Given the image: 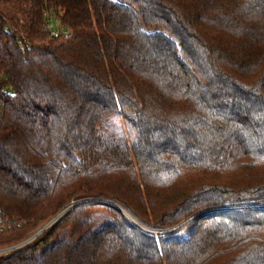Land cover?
Masks as SVG:
<instances>
[{"label":"trees","instance_id":"obj_1","mask_svg":"<svg viewBox=\"0 0 264 264\" xmlns=\"http://www.w3.org/2000/svg\"><path fill=\"white\" fill-rule=\"evenodd\" d=\"M64 212L0 264H264V0H0V249Z\"/></svg>","mask_w":264,"mask_h":264},{"label":"rangeland","instance_id":"obj_2","mask_svg":"<svg viewBox=\"0 0 264 264\" xmlns=\"http://www.w3.org/2000/svg\"><path fill=\"white\" fill-rule=\"evenodd\" d=\"M52 27L56 30H58V28H60V24L59 21L56 18H53L51 21ZM99 133L115 139L117 141L123 142L125 144H128L130 146L134 145L137 141H138V131H137V125H136V121H135V117L133 115H125V114H115L111 117H109L108 119H106L99 127ZM84 203V202H82ZM81 203V204H82ZM80 204V203H79ZM78 204V205H79ZM109 205L113 206L114 208H117L118 210H120L128 219L133 221L132 216L129 213H126V211H124L123 209H120L118 206H114L112 203H108ZM74 207V206H73ZM73 207H70L69 209H67L68 211L71 210ZM65 213V212H64ZM64 213L60 214L57 217L54 218H50L49 220H47L46 222H43L39 225V227L37 229H35V231L32 233L33 235L29 238L26 239V241L24 242H20L18 244H16L15 246H12V249L17 247L18 245H23V244H27L31 241H33L36 237H38L41 233H43L45 230L49 229L54 223L55 221L62 215H64ZM93 224L91 226L92 231H96L99 230L100 228H102L103 226H105L106 224L110 223L111 219L110 216L107 213L101 212L99 214H95L93 217ZM140 226V225H138ZM146 232L151 233V234H155V235H159V234H163L165 232H161V231H156L154 229H148V228H144L142 227ZM67 234L65 235L67 237V239H70V231L66 232ZM60 238H64V236H60ZM10 248L7 249H0V253L9 251Z\"/></svg>","mask_w":264,"mask_h":264},{"label":"built area","instance_id":"obj_3","mask_svg":"<svg viewBox=\"0 0 264 264\" xmlns=\"http://www.w3.org/2000/svg\"><path fill=\"white\" fill-rule=\"evenodd\" d=\"M52 34L56 37H59L60 35H67L69 34V31L66 29H62L61 31L52 29ZM14 226H18V222L14 221L13 223H9L6 221H3L2 218H0V232H4L6 230H11ZM162 234V233H161ZM164 234V233H163ZM24 245V244H23ZM23 245H18L17 247H21ZM15 247V248H17ZM12 248H10L11 250ZM14 249V248H13Z\"/></svg>","mask_w":264,"mask_h":264},{"label":"water","instance_id":"obj_4","mask_svg":"<svg viewBox=\"0 0 264 264\" xmlns=\"http://www.w3.org/2000/svg\"><path fill=\"white\" fill-rule=\"evenodd\" d=\"M67 211H68V210H67ZM67 211H66V212H67ZM66 212H65V213H66ZM65 213H64V214H65Z\"/></svg>","mask_w":264,"mask_h":264}]
</instances>
